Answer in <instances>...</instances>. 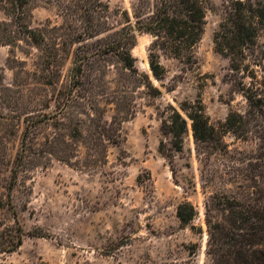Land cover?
<instances>
[{"label": "rangeland", "instance_id": "rangeland-1", "mask_svg": "<svg viewBox=\"0 0 264 264\" xmlns=\"http://www.w3.org/2000/svg\"><path fill=\"white\" fill-rule=\"evenodd\" d=\"M139 3L0 0L13 39L0 44V264H216L206 207L224 221V207L264 205V111L248 113L245 97H264V36L234 70L215 43L228 2L204 0L191 60L156 49L158 78L155 38L137 33L128 71L123 48H106ZM198 98L221 139L196 142L189 121L176 151L163 121ZM230 111L245 119L238 132ZM187 201L197 214L185 224Z\"/></svg>", "mask_w": 264, "mask_h": 264}, {"label": "trees", "instance_id": "trees-1", "mask_svg": "<svg viewBox=\"0 0 264 264\" xmlns=\"http://www.w3.org/2000/svg\"><path fill=\"white\" fill-rule=\"evenodd\" d=\"M15 1L19 7L28 3V0ZM227 2L226 15L220 30L215 34L216 51L231 57L232 68L240 71L242 65L239 60L246 59V50L256 44L261 34L264 36V4H254L247 0ZM203 3L204 0H157L151 7L150 0H140L134 14L135 22L129 17L120 39L109 45L106 51L120 52L123 48L120 61L125 70L132 71L136 66L132 48L137 43V33H149L155 38L150 53V66L154 75L161 78L165 71L155 50L161 49L168 55L183 56L191 60L193 49L204 33ZM6 31H0V44L12 45V35ZM33 42L40 45V40ZM3 87L7 91H13L9 86ZM245 97L251 108L248 113L260 114L264 111V97L256 92L247 93ZM182 110L184 114L173 108L170 119L163 121L164 131L173 136L176 151L183 149V135L188 130L189 121L196 142L212 143L221 139V134L211 123L201 98L191 103L184 102ZM244 120L238 113L230 111L224 126L238 132L244 128ZM241 133L244 134L243 131ZM61 136L58 134L53 138L60 140ZM68 142L65 140L66 146L61 148L64 153L70 149ZM163 147L164 141L161 142V150ZM227 199L222 197L219 203ZM216 209L217 207H206L207 223L211 230L210 246L214 245L210 252L214 255L216 264H264V205L224 207L222 211L227 216L224 221L223 218L218 219ZM177 213L181 221L188 224L197 211L187 201L178 207Z\"/></svg>", "mask_w": 264, "mask_h": 264}]
</instances>
